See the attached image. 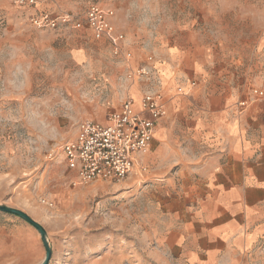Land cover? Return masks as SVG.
<instances>
[{"label": "rangeland", "instance_id": "rangeland-1", "mask_svg": "<svg viewBox=\"0 0 264 264\" xmlns=\"http://www.w3.org/2000/svg\"><path fill=\"white\" fill-rule=\"evenodd\" d=\"M90 3L115 10L129 62L89 30L37 29L27 12L0 0V203L45 227L49 264H188L159 246L165 205L180 189L167 180L173 169L150 162L145 179L137 170L120 182L73 185L62 145L81 121L107 124L127 96L138 101L146 85L128 79L129 67L150 55L158 67L172 48L185 59L172 95L156 72L168 98L191 97L199 56L217 80L263 82L264 0H51L48 9L83 17ZM45 255L33 225L0 211V264H40Z\"/></svg>", "mask_w": 264, "mask_h": 264}, {"label": "crops", "instance_id": "crops-1", "mask_svg": "<svg viewBox=\"0 0 264 264\" xmlns=\"http://www.w3.org/2000/svg\"><path fill=\"white\" fill-rule=\"evenodd\" d=\"M184 60L172 48L156 67L168 94ZM193 69L191 97L163 92L168 115L138 164L147 168L138 170L143 179L151 162L173 169L167 180L180 185L174 203L165 205L159 246L178 250L188 264H264V97L252 94L264 90V81L250 88L231 77L217 80L202 56Z\"/></svg>", "mask_w": 264, "mask_h": 264}, {"label": "built area", "instance_id": "built-area-1", "mask_svg": "<svg viewBox=\"0 0 264 264\" xmlns=\"http://www.w3.org/2000/svg\"><path fill=\"white\" fill-rule=\"evenodd\" d=\"M10 1L28 13L29 23L37 29L89 30L96 40H107L115 56L127 62L133 58L132 51L126 48L125 32L115 23L113 8L90 3L80 17L69 12H53L48 9L51 0ZM156 72L153 55L143 64L129 67L128 79L146 85L140 101L127 96L119 107L108 113L107 124L100 123L99 119L81 121L75 136L62 145L73 185L120 182L137 170H147L146 167L138 168L140 157L150 151L157 123L167 113L165 95L156 83ZM252 94L264 97V90L252 88Z\"/></svg>", "mask_w": 264, "mask_h": 264}, {"label": "water", "instance_id": "water-1", "mask_svg": "<svg viewBox=\"0 0 264 264\" xmlns=\"http://www.w3.org/2000/svg\"><path fill=\"white\" fill-rule=\"evenodd\" d=\"M0 211L6 212V213H9V214H13V215H16V216L24 219L25 221H27L28 223L33 225L40 232L42 240H43V243H44V245L46 247L45 258L42 261V263H40V264H49V261H50L51 256H52V248H51L50 243L48 241L47 230L45 229V227L43 225H41L39 222L35 221L26 212H24V211H22L20 209H17V208H14V207H10V206H7V205H4V204L0 203Z\"/></svg>", "mask_w": 264, "mask_h": 264}, {"label": "bare ground", "instance_id": "bare-ground-1", "mask_svg": "<svg viewBox=\"0 0 264 264\" xmlns=\"http://www.w3.org/2000/svg\"><path fill=\"white\" fill-rule=\"evenodd\" d=\"M137 101V100H136ZM140 101V99L137 101V102H139Z\"/></svg>", "mask_w": 264, "mask_h": 264}]
</instances>
